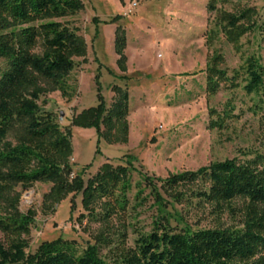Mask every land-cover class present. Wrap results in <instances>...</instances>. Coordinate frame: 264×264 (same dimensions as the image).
Listing matches in <instances>:
<instances>
[{
	"label": "trees",
	"instance_id": "16d2710c",
	"mask_svg": "<svg viewBox=\"0 0 264 264\" xmlns=\"http://www.w3.org/2000/svg\"><path fill=\"white\" fill-rule=\"evenodd\" d=\"M82 8L81 0H0V59L7 60L6 69L0 73V264H264L263 154L244 162H211L165 179L139 171L134 200L137 206L141 205L145 199L141 198L143 191L148 189L154 197L155 213L149 231L135 232L131 248L125 242L127 228L133 224L123 222L122 230L114 233L115 240L99 236L80 255L74 250L73 241L61 238L43 241L34 252H26L25 237L35 212L19 211V195L10 196L16 186L26 190L36 182L52 183L47 197L56 201L66 193L79 194L85 212L79 216L80 223L87 218L109 228L111 217L127 207L125 195L130 174L135 170L133 156L126 155V164L114 166L105 162L87 180L83 171H73L68 159L72 154L71 125L94 127L97 142H127L128 89L113 84V98L107 105L97 87L96 106L74 115L63 129L56 115L38 104L47 92L43 84L63 98L73 95L67 82L75 65L72 58L84 56L86 45L75 30L57 20L71 17ZM207 11L216 13L217 25L237 52L241 38L256 27L253 8L226 12L217 10L214 1L209 0ZM125 46V32L118 27L114 48L123 74ZM222 64L219 54L205 64L208 94L213 95L222 87L236 88L240 79L247 94L264 95V67L257 55L246 56L231 77L221 69ZM230 111H209L215 117L209 127L222 129L233 117ZM11 132L13 140L8 139ZM179 187L186 188L187 203L196 198L210 207V214L227 212L235 223L229 227H204L189 224L180 214L169 217L170 211L163 206L180 202L169 195ZM102 198L107 201L103 211L98 212L93 204ZM138 215L135 212L132 217ZM112 244L115 255L107 262L100 257L99 249Z\"/></svg>",
	"mask_w": 264,
	"mask_h": 264
},
{
	"label": "rangeland",
	"instance_id": "374dc122",
	"mask_svg": "<svg viewBox=\"0 0 264 264\" xmlns=\"http://www.w3.org/2000/svg\"><path fill=\"white\" fill-rule=\"evenodd\" d=\"M81 1L83 8L77 14L57 20L75 30L86 45L84 56L72 58L75 65L67 82L73 95L63 98L58 91H51L43 84L47 92L38 104L42 110L55 114L63 129L69 126L74 115L96 106L97 87L107 105L112 101L107 102L113 93L110 88L113 84L128 92L142 91L144 95L135 94L134 104L145 105L140 104L130 113L128 109L126 143L108 144L104 139L97 142L94 127L70 126L72 154L68 163L74 172L83 171L84 180L92 177L105 162L114 166L126 164V155L134 157L128 160L135 170L130 174V187L125 195L126 210L111 217L109 228L87 218L79 222V216L85 214L79 194L66 193L56 201L47 197L52 183L36 182L26 190L14 187L10 196L19 195V211L35 212L25 237L29 253L43 241L61 238L73 241V248L80 255L99 236L115 240L114 233L122 230L123 222L133 224L127 228L125 242L131 248L137 236L135 232L149 231L155 213L154 197L148 189L143 191L141 198L145 199L141 205L137 206L134 200L136 184L140 182L139 171L165 179L211 162L226 159L244 162L264 155V95L247 94L240 79L238 87H222L210 95L204 73L207 60L216 54L223 57L221 69L229 77L252 54L259 57L264 67V0H213L217 10L239 12L253 8L256 12L253 18L256 27L241 38L238 52L217 25L216 13L207 11L209 0ZM118 27L124 30L131 44L126 52L125 46L124 54H128L129 65H134L131 72L124 74L118 68L114 48ZM137 43L142 49L133 48L132 44ZM142 50L139 64H132L134 56ZM6 67L7 60L0 59V73ZM211 110L219 114L231 110L233 117L222 129H213L209 127V121L215 118L208 113ZM8 137L13 140L14 133ZM169 195L180 200L163 206L170 211L169 217L180 214L193 226L229 227L235 223L227 212L210 214V207L196 198L187 203L185 187ZM105 201L106 198L94 201L98 212L103 211ZM135 212L139 215L132 217ZM0 240H3L1 233ZM113 246L104 245L99 249L100 257L107 262L115 255Z\"/></svg>",
	"mask_w": 264,
	"mask_h": 264
},
{
	"label": "crops",
	"instance_id": "0c3cea01",
	"mask_svg": "<svg viewBox=\"0 0 264 264\" xmlns=\"http://www.w3.org/2000/svg\"><path fill=\"white\" fill-rule=\"evenodd\" d=\"M127 41V40H126ZM130 43H128V41L126 42V48H125V52H126V50H127V48L129 47L130 48ZM132 46H133V48H136V47H140V49H142V46H140L138 43L137 44H132ZM143 54H144V52H143V50L141 51V53H139L138 54V56H134V58L132 59V64L133 63H136V64H139V62H138V59L140 60V59H142V56H143ZM125 56H126V62H127V65H126V73H129V72H131L132 71V69H133V67H134V65L133 66H131V65H129V61H128V54L127 53H125ZM138 57V58H137ZM116 59V58H115ZM141 61V60H140ZM112 70V69H111ZM109 86H110V84L108 85V89L110 90V88H109ZM136 93H138L139 95H144V93L142 92V91H137V92H135V90L134 91H129V113L134 109V108H137L140 104L141 105H145V103H143V102H141V103H139V104H137V105H135L134 104V98H135V94ZM112 97H113V93H111V95H109L108 96V103H109V101H111L112 100Z\"/></svg>",
	"mask_w": 264,
	"mask_h": 264
},
{
	"label": "built area",
	"instance_id": "2783aa9c",
	"mask_svg": "<svg viewBox=\"0 0 264 264\" xmlns=\"http://www.w3.org/2000/svg\"><path fill=\"white\" fill-rule=\"evenodd\" d=\"M132 5L134 6L135 5V2ZM71 176H72V174H71Z\"/></svg>",
	"mask_w": 264,
	"mask_h": 264
}]
</instances>
